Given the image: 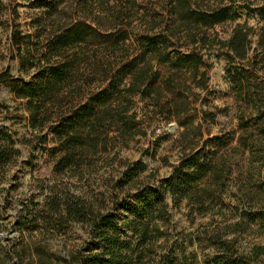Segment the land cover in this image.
Returning a JSON list of instances; mask_svg holds the SVG:
<instances>
[{
  "label": "trees",
  "instance_id": "1",
  "mask_svg": "<svg viewBox=\"0 0 264 264\" xmlns=\"http://www.w3.org/2000/svg\"><path fill=\"white\" fill-rule=\"evenodd\" d=\"M23 1L40 12L33 18V31L36 38H44L43 50L30 62L35 72L28 80L5 69L0 83L17 100L27 101L34 127L52 135L58 151L54 171H73L79 177L84 169L93 171L95 157L114 141L127 146L138 133L135 97L167 111L166 120L175 119L184 132L191 129L203 139L200 126L179 115L188 105L184 93L190 86L207 89L214 52L206 32L239 19L238 9L256 14L263 25L255 31L246 22L237 24L226 41L217 40L240 105L237 137L207 135L180 157L169 176L157 180H141L140 161L127 165L112 185L118 192L109 202L104 193L86 197L68 187L52 191L41 203L31 202L32 214L24 220L30 233L52 237L80 224L87 228V238L64 256L38 243L31 257H18L16 264H261L264 245L244 251L237 236L264 238V2L238 8L235 0H219L215 6L205 0H160V12L148 19L144 31L134 33L131 16L124 11H134L139 0ZM95 1L100 14L92 8ZM32 38L12 31L17 58H23L21 47ZM83 49L112 57L104 70L91 66L92 73L103 75L102 86L93 90L84 88L93 80L87 84L80 69L88 59ZM200 113L213 121L211 112ZM40 139L47 142L45 136ZM16 152L10 137L0 131V168ZM183 202L197 216L215 212L223 219V226L196 237V247L208 249L200 260L171 222L170 209ZM230 219L234 222L227 224Z\"/></svg>",
  "mask_w": 264,
  "mask_h": 264
},
{
  "label": "rangeland",
  "instance_id": "2",
  "mask_svg": "<svg viewBox=\"0 0 264 264\" xmlns=\"http://www.w3.org/2000/svg\"><path fill=\"white\" fill-rule=\"evenodd\" d=\"M205 1L210 6H215L219 2ZM229 1L224 0L222 3L227 4ZM235 2L238 8L242 5L253 8L262 4L264 0ZM160 7V0H139L134 11H124V15L131 16L132 32L144 31L148 24L146 22L155 12H160ZM92 8L95 14L101 13L96 1ZM117 9L118 7L114 6L113 11L116 13ZM238 10L239 19L227 21L206 32L209 42L213 44L214 52L209 59L211 69L207 73V89L202 91L190 86L191 88L184 93L188 98V105L179 118H183L185 122H192L194 127L199 125L203 139L191 129L184 132L175 119L166 120L169 117L167 111H157L150 105V101L135 97L133 110L140 122L138 133L128 141L127 146H123L119 140L114 141L115 145L109 146L107 152H102L100 158L95 157L93 171L86 169L81 171L83 173L81 179L76 175L78 173L73 171L66 175L54 171L58 151L52 135L46 129L40 131L34 127L27 101L17 100L14 93L0 83V131H5L10 137L12 147L17 150L9 163L0 168V264H16L18 257L23 259L25 256L31 257L38 243L46 246L48 251L64 256L78 249L87 238V228L80 224L72 225L64 233L55 232L52 237H46L43 233H30V227L24 224V220L27 214H32L31 202L41 203L52 191L64 187H68L74 194L86 197L104 193L105 201L109 202V198L118 192L111 190L112 185L120 178L127 165L140 161L144 166L141 180L145 182L149 179L157 180L169 176L180 157L200 144L207 135L226 138L227 134L238 136L236 122L241 110L234 99L233 85L225 73L226 61L219 50V41H226L237 24L246 22L255 31L263 25L258 21L256 14H250L244 9ZM37 15H40V12L30 9L23 0H0V74L8 69L11 75L28 80L35 72V67H29L30 62H34L42 52L44 41V38L40 37L41 31H37L39 39L33 31L36 24L33 18ZM14 30L22 34H33L29 43L21 47L23 58L16 57V48L10 41ZM83 50L88 59L80 69L87 84L93 80L91 85L84 88L93 90L102 86L100 81L103 75L92 73L91 66L97 65L101 67L97 70H104L103 66L112 57L104 51H98L95 56L90 49ZM200 110L211 112L213 121L204 120ZM43 136L47 138L45 144L41 143L40 137ZM170 215L174 230L182 234L188 250L197 253L199 260L202 253H207L208 249L196 247V237L205 229L213 230L220 223L224 225L221 216L215 212L197 216L188 210L185 202L181 203L179 208L172 207ZM232 222L234 220L230 219L227 224ZM237 241L239 248L244 251L253 245H264V238L254 233L241 234L237 236ZM190 242L193 246L189 245ZM261 264H264V258Z\"/></svg>",
  "mask_w": 264,
  "mask_h": 264
}]
</instances>
